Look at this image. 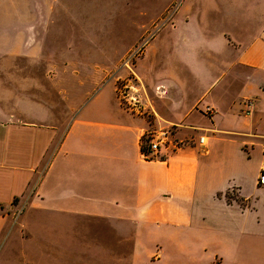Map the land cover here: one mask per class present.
<instances>
[{
  "label": "crops",
  "instance_id": "obj_1",
  "mask_svg": "<svg viewBox=\"0 0 264 264\" xmlns=\"http://www.w3.org/2000/svg\"><path fill=\"white\" fill-rule=\"evenodd\" d=\"M22 1L0 0V76L10 75L11 81L13 58L31 49L40 56L46 26L45 0ZM227 9L228 26L222 22L208 31L201 20L200 63L196 40L187 41L182 59L198 77L197 88L148 83L140 88L138 116L114 103L105 116L89 118L95 138L112 139L92 165L90 177L96 180L89 196L114 202L101 213L121 240L138 230L143 240L149 225L158 235L153 243L158 264H264V185L257 183L264 167V0L233 2ZM187 14L183 24L196 38ZM179 25L175 21L171 31ZM15 34L20 48L13 47ZM1 90L7 95L0 93V99L7 98V88ZM16 106L21 113L0 100V264L8 263L13 246V215L36 193V182L38 196L45 197L39 203L67 201L52 196L55 190L46 181L55 168L49 153L55 128L30 117L24 102ZM161 132L166 143L144 158L141 148L148 152V138Z\"/></svg>",
  "mask_w": 264,
  "mask_h": 264
},
{
  "label": "rangeland",
  "instance_id": "obj_2",
  "mask_svg": "<svg viewBox=\"0 0 264 264\" xmlns=\"http://www.w3.org/2000/svg\"><path fill=\"white\" fill-rule=\"evenodd\" d=\"M243 1L255 4V0H45L40 56L31 49L28 56L13 58V81L10 75L0 76V93L5 94L3 88L8 91L0 100L15 113H21L16 103L24 102L30 117L55 128L49 151L55 168L46 181L55 190L52 196L67 201L50 198L39 203L45 197L38 196L36 182V193L13 215L14 241L6 264H158L153 244L158 235L149 225L143 240L139 230L121 240L101 213L114 202L103 198V203L94 202L89 196V184L96 180L90 177L92 165L112 140L95 138L89 118L105 116L107 106L114 103L138 116L140 112L131 109V97L139 101L140 88L148 83L171 81L188 90L197 88L198 77L182 59L187 41L196 40L195 58L200 63L198 41L205 30L201 20L209 24L208 31L222 22L228 26L232 16L227 7ZM185 14L197 28L196 38L187 34ZM175 21L180 29L173 33ZM21 43L15 34L13 47L20 48ZM208 70L212 74L214 66ZM142 115L146 118L150 111ZM117 143L124 144L121 138Z\"/></svg>",
  "mask_w": 264,
  "mask_h": 264
},
{
  "label": "built area",
  "instance_id": "obj_3",
  "mask_svg": "<svg viewBox=\"0 0 264 264\" xmlns=\"http://www.w3.org/2000/svg\"><path fill=\"white\" fill-rule=\"evenodd\" d=\"M131 102L132 103V111H136V112H141L142 108L139 105V102L137 101V99L132 96L131 97ZM249 104H251V102H249ZM206 111L210 112V108H206ZM245 114H249V111H246ZM147 144H148V152H143V157L150 159L151 155L154 154L155 152H157V150L159 149V147L161 145H164V143H166V133L165 132H161L159 134V137L156 138H148L147 140ZM201 141V139H200ZM257 183L259 185H264V167L260 170L258 177H257Z\"/></svg>",
  "mask_w": 264,
  "mask_h": 264
},
{
  "label": "trees",
  "instance_id": "obj_4",
  "mask_svg": "<svg viewBox=\"0 0 264 264\" xmlns=\"http://www.w3.org/2000/svg\"><path fill=\"white\" fill-rule=\"evenodd\" d=\"M141 150H142V152H144V149H143V147L141 148Z\"/></svg>",
  "mask_w": 264,
  "mask_h": 264
}]
</instances>
